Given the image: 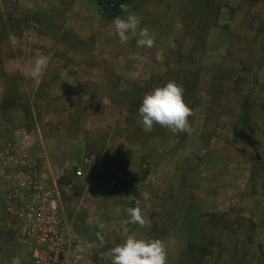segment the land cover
I'll use <instances>...</instances> for the list:
<instances>
[{"label":"rangeland","instance_id":"obj_1","mask_svg":"<svg viewBox=\"0 0 264 264\" xmlns=\"http://www.w3.org/2000/svg\"><path fill=\"white\" fill-rule=\"evenodd\" d=\"M129 12L140 25L122 44L97 0H0V163L29 137V166H0V264L31 254L14 216L28 177L57 186L102 264L130 207L145 219L130 233L160 239L167 264H264V0H125ZM144 28L151 47L136 44ZM170 81L190 131L145 132L142 96Z\"/></svg>","mask_w":264,"mask_h":264},{"label":"built area","instance_id":"obj_2","mask_svg":"<svg viewBox=\"0 0 264 264\" xmlns=\"http://www.w3.org/2000/svg\"><path fill=\"white\" fill-rule=\"evenodd\" d=\"M28 142L29 137L25 136L8 145L0 163L4 172H8L3 175L14 176L18 169L29 166L25 163L26 146L19 148L20 143ZM82 173L79 168L77 175ZM20 188L31 197V201L22 199L23 203L14 213L19 222L17 235L30 247L29 264H102L94 257L90 243L75 231L60 210L56 185L47 187L42 181L28 177L26 181H20Z\"/></svg>","mask_w":264,"mask_h":264},{"label":"clouds","instance_id":"obj_3","mask_svg":"<svg viewBox=\"0 0 264 264\" xmlns=\"http://www.w3.org/2000/svg\"><path fill=\"white\" fill-rule=\"evenodd\" d=\"M112 25L119 41L123 44L128 41L129 35H137L140 18L129 12L124 18L114 17ZM138 35L139 38L136 40L138 47L153 45L154 40L146 28L139 29ZM47 62V57L43 55L37 58L30 75L33 78L39 77ZM183 94L184 89L174 81L144 93L137 109L143 130L151 132L153 125L158 124L174 131H190L188 117L192 113ZM142 198L147 200L149 195L144 193ZM128 216V220L120 223L119 231L124 238L122 243L110 250L111 264H167L166 248L160 239L137 238L136 234L130 233L127 227L130 223H139L141 226L145 224L141 209L130 207Z\"/></svg>","mask_w":264,"mask_h":264},{"label":"trees","instance_id":"obj_4","mask_svg":"<svg viewBox=\"0 0 264 264\" xmlns=\"http://www.w3.org/2000/svg\"><path fill=\"white\" fill-rule=\"evenodd\" d=\"M111 16H118L123 11L125 0H97Z\"/></svg>","mask_w":264,"mask_h":264},{"label":"crops","instance_id":"obj_5","mask_svg":"<svg viewBox=\"0 0 264 264\" xmlns=\"http://www.w3.org/2000/svg\"><path fill=\"white\" fill-rule=\"evenodd\" d=\"M30 260H31V254H30V256H29V258L28 259H26V261H23V263L22 264H29L30 263ZM12 262V261H11ZM9 263V264H13V263ZM18 264H20V263H18Z\"/></svg>","mask_w":264,"mask_h":264},{"label":"water","instance_id":"obj_6","mask_svg":"<svg viewBox=\"0 0 264 264\" xmlns=\"http://www.w3.org/2000/svg\"><path fill=\"white\" fill-rule=\"evenodd\" d=\"M257 157H258V159H260V156L259 155Z\"/></svg>","mask_w":264,"mask_h":264}]
</instances>
